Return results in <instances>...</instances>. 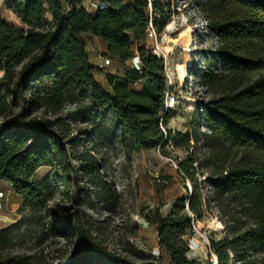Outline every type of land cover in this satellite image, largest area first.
I'll return each mask as SVG.
<instances>
[{"label": "trees", "instance_id": "16d2710c", "mask_svg": "<svg viewBox=\"0 0 264 264\" xmlns=\"http://www.w3.org/2000/svg\"><path fill=\"white\" fill-rule=\"evenodd\" d=\"M83 1L53 0L48 5L46 0H27L15 9L13 24L3 16L0 0V117L5 118L0 125V182L28 203L32 213L45 208L46 197L33 177L43 167L68 166L67 147L76 141L70 138L67 119L56 114L64 103L84 100L89 92L90 103L75 113L76 120L96 124L112 112L119 143L130 152L170 144L189 153L201 143L208 170L203 182L226 235L209 241V254L217 264H253V257L262 255L264 264V0H191L217 44L212 64L198 75L207 100L197 104L184 133L165 129L169 112L164 108L163 64L146 44L148 22L159 35L171 16L168 5L95 0V9L85 11ZM98 51L109 59L108 66L90 63V55L96 58ZM25 58L29 61L14 73L15 64ZM134 58L138 68L127 66ZM103 73L104 81L97 82L95 75ZM16 107L20 111L7 118ZM43 107L55 117L32 116ZM199 126L206 132L196 131ZM86 154V161L76 153L73 161L96 174L97 163ZM199 166L189 153L172 176L162 177L165 187L156 192L164 190L166 199L159 198L147 217L157 236L154 264H199L186 258L183 239L191 222L209 210L196 179ZM76 179L73 173L71 182ZM169 200L173 207L162 216L159 208ZM73 211L71 220L52 215L56 223L51 230L75 239L64 264H136L108 253L96 242L85 213L75 204ZM12 227L0 230V252L12 243ZM0 264L44 263L35 256L0 253Z\"/></svg>", "mask_w": 264, "mask_h": 264}, {"label": "rangeland", "instance_id": "374dc122", "mask_svg": "<svg viewBox=\"0 0 264 264\" xmlns=\"http://www.w3.org/2000/svg\"><path fill=\"white\" fill-rule=\"evenodd\" d=\"M27 0H1L12 6V12ZM48 5L53 0H46ZM162 6L168 5L170 19L158 35L159 49L166 57V92L164 108L169 112L165 129L173 133L189 130L191 118L198 103H205L207 97L198 85V75L207 70L211 63V53L216 48V41L208 34L205 20L191 0H149ZM9 23L16 24L13 13L2 10ZM152 48V41L146 40ZM29 58L15 64L17 73ZM89 61L98 65L94 54ZM132 61L127 66L133 65ZM2 73L0 72V77ZM168 77V79H167ZM104 73L95 75L97 82H103ZM8 101V100H7ZM90 103V93L84 100L66 102L56 114L66 118L71 128L70 138L76 141L67 147L69 165L58 169L55 166L40 168L34 175L41 193L46 197L45 208L40 213H32L28 203L19 201L7 184L0 182V230L12 227V243L2 255L35 256L44 264H64L73 253L75 239L63 237L62 233L51 230L53 214H63V218L72 219L73 205L82 210L87 223L95 232L96 242L108 253L125 261L136 264H154L158 255L157 236L154 225L147 222V217L160 199L165 200L163 178L172 176L177 163L186 159L189 153L201 166L197 167V183L201 184V195L208 199L209 210L201 220H194L184 231L187 241L186 258L199 264H214L209 254L210 240L220 241L225 235L223 219L211 201L210 189L203 180L208 175L204 166L207 152L199 143L186 153L174 149L170 144L150 151L133 153L119 143L120 132L112 112L106 113L94 124L76 120L75 113L83 111ZM13 108L7 118L19 112ZM199 117L201 115L198 111ZM33 117L52 119L49 109L43 107L32 114ZM5 118L0 117V125ZM196 131L205 133L197 127ZM79 154L86 161L88 153L97 163L96 174H89V169L73 161ZM73 173L77 179L71 182ZM69 179L68 183L63 182ZM189 187L187 182L184 183ZM181 186L183 184L181 183ZM173 201H166L159 208L162 216L170 212ZM186 212V211H185ZM72 224H69V227ZM253 264H263V256L253 257ZM237 264V263H234Z\"/></svg>", "mask_w": 264, "mask_h": 264}, {"label": "built area", "instance_id": "2783aa9c", "mask_svg": "<svg viewBox=\"0 0 264 264\" xmlns=\"http://www.w3.org/2000/svg\"><path fill=\"white\" fill-rule=\"evenodd\" d=\"M148 3V8H150V1L146 0ZM97 5V2L95 0H84L82 3V7L85 11H90L92 9H95ZM1 7L5 12L8 13H13L12 12V6L6 4L5 2H1ZM14 14V13H13ZM15 17L17 16L16 13L14 14ZM16 19V18H15ZM146 39L151 40L152 41V53L157 56L158 58H160L162 60V64H163V72L166 75V57L161 53L160 49H159V43H158V35L156 34V32L154 31L151 22H148L147 25V29H146ZM96 59L98 60L99 64L98 67L99 68H104L106 66L109 65V59L102 57L100 55V52L98 51L96 54ZM137 58L133 59V66L135 68H138V59ZM168 79V77H167ZM0 197H1V193H0Z\"/></svg>", "mask_w": 264, "mask_h": 264}, {"label": "bare ground", "instance_id": "6f19581e", "mask_svg": "<svg viewBox=\"0 0 264 264\" xmlns=\"http://www.w3.org/2000/svg\"><path fill=\"white\" fill-rule=\"evenodd\" d=\"M137 60V59H136ZM212 258H213V263L214 264H217V262H216V259H215V257L212 255Z\"/></svg>", "mask_w": 264, "mask_h": 264}, {"label": "crops", "instance_id": "0c3cea01", "mask_svg": "<svg viewBox=\"0 0 264 264\" xmlns=\"http://www.w3.org/2000/svg\"><path fill=\"white\" fill-rule=\"evenodd\" d=\"M2 183H4V182H2ZM4 184H6V183H4ZM4 218V216L0 213V219H3Z\"/></svg>", "mask_w": 264, "mask_h": 264}]
</instances>
